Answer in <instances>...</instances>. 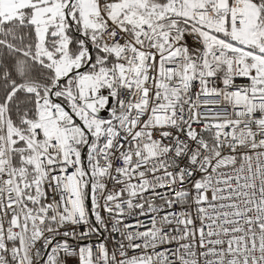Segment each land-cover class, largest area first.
I'll return each instance as SVG.
<instances>
[{
	"label": "snow or ice",
	"instance_id": "snow-or-ice-1",
	"mask_svg": "<svg viewBox=\"0 0 264 264\" xmlns=\"http://www.w3.org/2000/svg\"><path fill=\"white\" fill-rule=\"evenodd\" d=\"M0 264H264V0H0Z\"/></svg>",
	"mask_w": 264,
	"mask_h": 264
}]
</instances>
